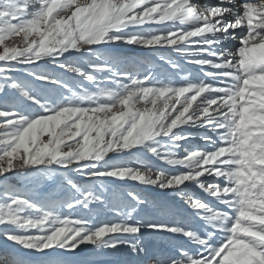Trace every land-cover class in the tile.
Wrapping results in <instances>:
<instances>
[{
  "label": "snow or ice",
  "instance_id": "obj_1",
  "mask_svg": "<svg viewBox=\"0 0 264 264\" xmlns=\"http://www.w3.org/2000/svg\"><path fill=\"white\" fill-rule=\"evenodd\" d=\"M0 264H264V0H0Z\"/></svg>",
  "mask_w": 264,
  "mask_h": 264
},
{
  "label": "rangeland",
  "instance_id": "obj_2",
  "mask_svg": "<svg viewBox=\"0 0 264 264\" xmlns=\"http://www.w3.org/2000/svg\"><path fill=\"white\" fill-rule=\"evenodd\" d=\"M161 53L164 55H172L175 57V53H172L171 50L162 49ZM175 58L179 59L178 57H175ZM186 67H187L189 72H195L196 71L195 68L191 65H187ZM195 143H199V141H193V144H195ZM129 187H131V185H129ZM101 218H105V217L102 216Z\"/></svg>",
  "mask_w": 264,
  "mask_h": 264
},
{
  "label": "bare ground",
  "instance_id": "obj_3",
  "mask_svg": "<svg viewBox=\"0 0 264 264\" xmlns=\"http://www.w3.org/2000/svg\"><path fill=\"white\" fill-rule=\"evenodd\" d=\"M233 43H235V42H233Z\"/></svg>",
  "mask_w": 264,
  "mask_h": 264
}]
</instances>
